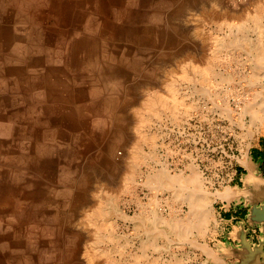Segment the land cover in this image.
I'll return each mask as SVG.
<instances>
[{
    "label": "rangeland",
    "instance_id": "rangeland-1",
    "mask_svg": "<svg viewBox=\"0 0 264 264\" xmlns=\"http://www.w3.org/2000/svg\"><path fill=\"white\" fill-rule=\"evenodd\" d=\"M162 1L0 0V264H90L92 247L96 264H212L192 236L182 242L169 235V245L160 237L158 250L143 249L131 222L142 211L137 198L146 203L148 191L122 185L123 158L137 140L142 97L166 93L172 76L177 100L190 109L151 116L140 130L144 139L155 137L140 140V150L156 152L173 171L195 161L210 180L208 192L241 187L240 152L250 162L255 143L264 141V69L250 68V57L264 52V12L253 21L264 0ZM224 6L245 14L232 28L245 38L240 52L224 45L233 39L229 28L207 16ZM205 59L210 85L190 67L189 79L174 76L178 66ZM246 103H255L260 120L244 112ZM106 189L118 191L115 213L107 229H92L84 215L96 198L111 199ZM167 196L159 195L153 219L176 218L169 215L178 202L165 203ZM222 201L212 199L214 215L232 211ZM245 228L256 244L258 227ZM209 248L216 264L236 263Z\"/></svg>",
    "mask_w": 264,
    "mask_h": 264
},
{
    "label": "bare ground",
    "instance_id": "bare-ground-1",
    "mask_svg": "<svg viewBox=\"0 0 264 264\" xmlns=\"http://www.w3.org/2000/svg\"><path fill=\"white\" fill-rule=\"evenodd\" d=\"M256 8H257V5H256ZM208 12L209 13L207 16H209L210 19L221 20L224 23V25H226V27L229 28V31L231 33L230 35L233 37V39L227 38L228 40L224 42V45L225 43H227V46L229 44L231 46L236 44V49H238V52L243 50L245 38H243L244 37L243 34L240 33L239 31L233 34L232 28H234L236 24V22L234 23V20L237 21L238 24L239 23L243 24V22L241 21L244 20L243 17L245 14L244 13H240V14L234 13L232 12V10L228 9L227 6H224L221 11H216L215 9H212V10H209ZM262 12H264V6L261 8L258 7V9H256L253 12L255 13L253 15L254 22L259 20L258 18ZM248 13L249 12H247L246 14ZM249 15L250 13L248 14V16ZM251 17L249 16V18ZM238 24L236 25L240 26V24L239 25ZM237 28L240 29V27H237ZM228 33H226L225 35H228ZM250 59L252 61L250 65V68H252V70L258 73L259 71L264 69L263 50L258 52L256 55L250 57ZM188 67H190L193 74L195 73L199 74V76L201 77V80H200L201 83L207 86L210 85L211 80H210L209 75L212 73L211 71L212 67L209 65L206 59L204 63H202L201 65H199L198 63H193V62H190L188 64L184 63L178 66L179 70H177L176 75L174 74L173 75L176 76L177 79H180V80L189 79L190 73L192 72L188 71L189 69ZM261 72L262 73L261 74L258 73V75L264 76L263 74L264 71L262 70ZM171 77L172 76H170V80L164 83V86L167 88L166 93L163 94L162 92L160 94V92L153 91L154 89H151L150 91H153V92H150L151 94L147 93L145 94L144 98L142 97V102L140 104V107L138 108L139 113L136 112L135 114L136 108L134 110V114H135L134 115L135 116L134 125H135V129L138 131L137 140L134 142L132 149L131 150L129 149L126 151V155L123 158L127 167H126V170L123 172L122 180L124 183L122 182V185H125L127 181H130L134 183L133 185H136V186H133V188H135L136 190V188H139L138 187V183H139V186L141 185L148 192L145 196V198L147 199L146 203L143 202L144 198H137V204H138L137 208L139 209L141 208L142 211H140L133 218V222H131L132 229L134 232H136V234L139 233L140 235L143 236L142 237L143 238L142 247L144 250L148 248H152L153 250L155 249L158 250V247H159L158 239L160 237L166 240L169 245V239H168L169 235L171 237L173 236L176 237L182 242L185 240H190L189 237L192 236V238L194 237V240L197 241V242H193L195 247H197L201 252H206L208 256H213L214 254L210 252L211 249L209 248V246H207V244L203 245L202 242L198 241L200 238H203L204 234L208 230H210V224H212V222L213 221L215 222L216 220L214 212L212 210L213 208L211 207L212 199L217 198V199L227 200V201H230L231 199H235L239 195V192L236 190L237 187L235 189L232 187H225L223 191H218L216 193L208 192L207 191L208 188L206 186H207V183L210 184V180H207V178L203 175V172L199 168L200 167L199 164L195 163V161H192L191 163L186 165L185 169L173 171V169L170 167V163H168L166 160L161 161L156 152L154 151L153 152L152 151L143 152L140 150L138 146L140 140L143 139L144 141L145 140L148 141V139L149 140L151 139L153 141V138L155 137L154 134H153L154 137L148 135V138L146 135L145 138L147 139H144L143 137H144V134L146 133L143 134L140 130L141 126L148 124L151 121V116L152 117H155L156 115L159 116L160 115L159 113L164 112V109L166 110L169 109L171 111L174 110L173 114L178 109H182L183 110L182 114L184 113L186 115L190 109L189 105H186L181 102L182 100L180 99L177 100L176 94H178V90L176 91L177 87L175 86V82L171 80ZM154 92H158L159 94L157 93L158 95L153 96L152 94ZM257 103L259 104L260 102H256V106L258 105ZM254 104L251 106L254 107ZM245 106L247 107L244 108V112L250 113L251 117L253 115H255L254 117H259L261 115L264 116V109L263 111L262 109H260L262 111V114L258 111L261 114L259 115V114H254V110L257 111L258 108L255 109L251 107L249 103H246ZM259 107L262 108L264 106L259 105ZM224 110L225 112L229 113V116H231L230 113L232 110H230L228 106H225ZM242 112H243V109H242ZM241 115H243V113ZM261 117H259L258 119L260 120ZM262 121H261V124H262ZM252 124H254V121ZM263 127H264V124H262V128ZM150 135L152 134L150 133ZM137 161L144 163L145 166L144 164H141V165H143L145 169H143L142 171L139 168L137 169L138 167L136 166ZM240 162L241 164L249 168L250 170L249 179L252 180L254 178L253 171H251L250 164H249L250 163L249 156L246 150H243V149L241 150ZM137 177H139L138 179L140 182L138 181L135 182L136 180L135 178ZM105 180L107 179H104L103 181ZM107 183L108 182H103L104 185H110ZM116 192H118L117 189H114V191H110V189H106L105 193H108L110 197L112 196L111 199L104 200V199H101L100 197L96 198L95 203L88 209V211L84 215V219L86 220L87 226L92 227V229H97V230L107 229L110 223L109 217H111L115 213L114 211L115 210V200L114 199L116 197ZM165 194L168 195L164 199L165 203L173 202V201L178 202L177 206H179V210L175 212L176 213L178 212L179 214H175L173 210L174 207L172 208L171 205L165 206V210L170 212V214H171V208L173 210V213H172L173 215L171 214L169 216L170 217L173 216L176 218H174L172 222H169L167 220L162 221L160 220L161 217L160 219L157 218L158 216L156 217V219L157 220L159 219V221H157L155 218L154 219L152 218V215L154 214V211H155L153 209L154 207L153 205H156L158 203L157 201H159V195L164 196ZM165 218L166 217H164V219ZM171 219L173 218L171 217ZM159 225H165L167 230L159 229ZM94 232L95 231H92L91 233L93 238L95 237ZM221 252L223 255L225 254V251H221ZM88 255H89L90 264H96L95 263L96 255L94 253L93 247L88 249ZM151 264H154V263L152 262Z\"/></svg>",
    "mask_w": 264,
    "mask_h": 264
},
{
    "label": "water",
    "instance_id": "water-1",
    "mask_svg": "<svg viewBox=\"0 0 264 264\" xmlns=\"http://www.w3.org/2000/svg\"><path fill=\"white\" fill-rule=\"evenodd\" d=\"M252 163L253 160L249 164L252 165ZM245 168L243 187L236 189L239 195L235 198L237 201L235 205L243 202V205L248 207L245 217L246 224L258 227L260 239L256 244H253L252 238L247 236L248 231L243 229L244 224H240V229L235 230V236L240 240V246L238 248H233L230 245L223 248L217 246V249L220 253L225 251L223 256L235 258V264H264V176H255L250 180L247 174L248 168L246 166Z\"/></svg>",
    "mask_w": 264,
    "mask_h": 264
},
{
    "label": "crops",
    "instance_id": "crops-1",
    "mask_svg": "<svg viewBox=\"0 0 264 264\" xmlns=\"http://www.w3.org/2000/svg\"><path fill=\"white\" fill-rule=\"evenodd\" d=\"M163 0L162 2H164ZM157 18V17H153ZM251 160H253V164L250 165L251 171H253V177L255 176H264V141H262V145L260 143H255L254 150L251 154ZM247 174L249 175V168L247 169ZM240 181H242L241 187H243V177H240ZM232 188L239 189L240 185L236 184L234 186H229ZM236 199L231 200L230 202L223 200L222 203H225L227 205L232 204V211L227 212L229 209H223L221 212H217L215 215L216 222L213 223V228H211L212 224H210V230H208L204 236L203 239H200V242L207 243L213 250L218 251L217 247L214 248V246L210 243L211 241H216V245L220 246V248L230 245L233 248H238L240 246V240L235 236V230L240 229V224L243 225V229H246V215L248 213V207L243 205V202L239 203L238 205H235L237 201ZM235 205V206H234ZM224 211L226 213H224ZM213 231V232H212ZM248 231V230H247ZM248 235V232H247ZM260 239V236H259ZM211 240V241H210ZM212 245V246H211ZM218 255H222L219 254ZM206 259L208 263L216 264V260L212 259L211 257L206 256ZM229 258L222 255V261H226Z\"/></svg>",
    "mask_w": 264,
    "mask_h": 264
},
{
    "label": "built area",
    "instance_id": "built-area-1",
    "mask_svg": "<svg viewBox=\"0 0 264 264\" xmlns=\"http://www.w3.org/2000/svg\"><path fill=\"white\" fill-rule=\"evenodd\" d=\"M251 231H252L253 233H254V232H256V230H255V229H252Z\"/></svg>",
    "mask_w": 264,
    "mask_h": 264
}]
</instances>
